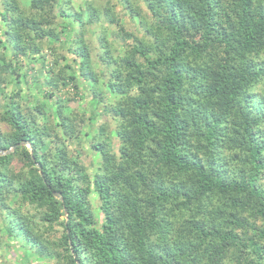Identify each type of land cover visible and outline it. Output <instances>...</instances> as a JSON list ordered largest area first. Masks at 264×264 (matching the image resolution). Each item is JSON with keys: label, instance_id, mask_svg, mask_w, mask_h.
<instances>
[{"label": "trees", "instance_id": "obj_1", "mask_svg": "<svg viewBox=\"0 0 264 264\" xmlns=\"http://www.w3.org/2000/svg\"><path fill=\"white\" fill-rule=\"evenodd\" d=\"M0 153L29 261L264 264V0H0Z\"/></svg>", "mask_w": 264, "mask_h": 264}, {"label": "rangeland", "instance_id": "obj_2", "mask_svg": "<svg viewBox=\"0 0 264 264\" xmlns=\"http://www.w3.org/2000/svg\"><path fill=\"white\" fill-rule=\"evenodd\" d=\"M23 1L27 3L29 0H23ZM81 4H82V0H72V6L74 9H78V7ZM125 23H127V20L125 21ZM73 26L74 25H72V27ZM30 80H32V78H30ZM78 95H81V97L84 99L82 101H80V99H75L76 101L79 100L78 103H71V106H75L78 108H84V110L86 112V117L90 116V114L92 112V107H94V106H92V104H91L90 93H88L87 87H85V86L79 87L78 88ZM99 105H102V103ZM98 107H100V106H98ZM99 121H100V117H98L97 122L94 123L95 126L100 123ZM87 131H88V129L86 128V129H84L83 132L85 133ZM76 150L81 151V147L77 148ZM87 154L89 155V157H91L93 163L97 161V153H93V152L90 153V152H88L87 149H85V152H83V155H87ZM73 155H75L74 152H73ZM89 157L86 156L83 158L85 160V162L90 161ZM90 171L94 172L95 167L91 166ZM96 217H98V214H96ZM10 243H12V242H10ZM9 245H11V244H9ZM27 255H29V254H27ZM29 256H31V255H29ZM26 257H27L26 252L19 249V246L17 244H15V242L13 245H11V249H9L8 251L5 250L0 245V264H8L9 261H11L12 264H43L40 261L36 260L33 256L31 257L30 261L27 260Z\"/></svg>", "mask_w": 264, "mask_h": 264}, {"label": "water", "instance_id": "obj_3", "mask_svg": "<svg viewBox=\"0 0 264 264\" xmlns=\"http://www.w3.org/2000/svg\"><path fill=\"white\" fill-rule=\"evenodd\" d=\"M12 150H14V148H11L9 151H7L6 153H9L10 151H12ZM0 154H2V153H0Z\"/></svg>", "mask_w": 264, "mask_h": 264}]
</instances>
